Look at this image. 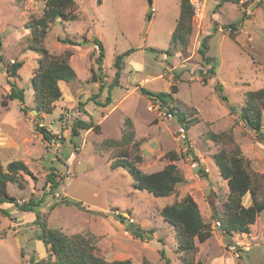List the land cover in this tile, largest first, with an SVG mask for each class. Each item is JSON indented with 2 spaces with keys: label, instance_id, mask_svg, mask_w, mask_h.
<instances>
[{
  "label": "rangeland",
  "instance_id": "obj_1",
  "mask_svg": "<svg viewBox=\"0 0 264 264\" xmlns=\"http://www.w3.org/2000/svg\"><path fill=\"white\" fill-rule=\"evenodd\" d=\"M75 1L77 19L56 20L50 24L45 45L54 54L71 51L69 62L79 74V81L76 78L67 83L60 81L61 96L54 102L53 112L40 113L37 118L33 111L31 78L39 55L27 47L31 34L26 23L32 17L41 16L44 2L0 0V162L5 166L9 161L21 160L28 166L30 173L24 174V188L11 183L7 185L8 192L18 203L42 198L34 208L38 218L31 211L34 220L25 224L22 219L30 212L21 211L12 203L0 204V208L18 214L12 218L0 211V223L2 221L5 226L3 231L0 230V264H28L27 257L34 255V251L26 247L23 233L28 229L39 230L42 217L48 227L63 234H93L99 246L98 254L109 260L129 258L141 263L147 259L157 264H180L182 253L177 250L173 229L161 217L160 209L189 194L199 204L202 214L209 213L206 202L213 203L210 207L217 212L222 209L228 193L227 182L219 175L212 158L218 145L207 139L206 132L231 129L242 155L256 170L264 173V111L261 133L256 134L243 124L238 113L230 112L229 105L219 96L222 93L229 103L240 107L247 91L264 87V0H238V4L222 0L216 8L214 17L235 21L236 29L224 28L223 24L220 32L209 37L206 55L214 58L215 74L208 76L205 83L198 75V71H205V68L199 64L200 57L195 48L203 35L197 34L202 30L199 28L202 15L193 16L189 44L182 50L173 47L169 41L179 12L178 0ZM195 2L192 0L193 4ZM241 18H249L250 22L242 26ZM248 31L258 34V40L251 43L253 38L248 36ZM230 32L242 34L240 40L246 39L233 40ZM64 37L80 43H62L60 38ZM91 38L100 39L104 45L100 70L95 63L99 47H94ZM130 48L134 50L123 58L124 65L129 66L125 79L129 89L138 84L147 90L170 92V85L175 84L178 91L172 93L174 100L168 105L184 114V121L190 125L185 136L179 131L180 123L173 113L167 118L160 115L162 110L154 107L138 89L125 96L129 90L123 86H114L111 90L116 103L125 97L102 121L100 132L83 130L81 135H73V122L85 116L86 107L90 109L94 104L89 98L105 99L107 88L102 93L98 86L100 83L107 86L113 79L115 56ZM18 61L22 62L18 75L7 77L6 70ZM8 80H14L22 89L23 103L10 98ZM218 83L222 86L221 91L217 90ZM78 102L82 103L80 112ZM126 119L133 123L135 138L140 143L137 152L142 155V162L138 164L141 171L149 173L162 169L168 163L165 157L168 151L180 154L174 163L186 181L176 185L169 196L154 197L145 190L134 189L127 171L109 167V155L117 146L106 145L103 140L119 139L127 125ZM36 124L47 129L52 139H44ZM188 147L208 173L207 179L197 176L198 164L188 153ZM50 171L57 174L55 178L59 182L55 192L49 191L47 174ZM246 198L247 202L245 197L242 198L244 206L251 203L250 197ZM64 199L68 203L61 202ZM210 219L205 221H209L211 227L219 228L217 219L211 215ZM263 221L264 210L254 221L256 236L249 240L252 250L240 257L233 253V257L226 255L228 264H264V250L258 247L264 240ZM129 222L153 232H147L143 239L133 237L127 229ZM7 229L10 233L6 235ZM213 239L202 244L195 240L199 245L195 259H204L206 253L216 248ZM243 239L244 242H237L246 244ZM226 241L221 239L218 248L223 249Z\"/></svg>",
  "mask_w": 264,
  "mask_h": 264
},
{
  "label": "trees",
  "instance_id": "obj_2",
  "mask_svg": "<svg viewBox=\"0 0 264 264\" xmlns=\"http://www.w3.org/2000/svg\"><path fill=\"white\" fill-rule=\"evenodd\" d=\"M100 1L97 0L98 3ZM232 1L239 2L238 0ZM43 2L44 7L41 16L32 17L26 23V27L31 34L27 47L39 55L36 71L31 78L35 102L34 109L37 118L40 113L49 114L53 112L54 102L61 96L59 82L63 81L67 83L76 77V73L69 63L71 51L65 50L61 54H54L45 45V37L50 24L56 20L72 21L77 19L76 1L43 0ZM178 2L179 12L171 31L170 43L173 47L178 46L183 50L187 48L193 30L194 6L192 0H178ZM235 25L234 23H229L223 27L236 29ZM229 36L233 40L235 39V35L232 32L229 33ZM209 37V34L203 36L197 47V52L200 56V66L205 68V71L199 70L203 83L207 81L208 76L215 74L214 58L206 55ZM60 41L69 44L80 43L68 37L60 38ZM92 41L99 47L95 63L97 64V69L100 70L104 57L103 44L96 38H92ZM133 50V48H130L115 56L114 80L107 87L105 99L101 101L91 96L90 100L101 106L111 101L109 88L111 89L119 83L123 58ZM1 60L2 56L0 55V62ZM21 66V61L13 62L10 68L6 70L7 77L17 76V71ZM92 77H94L93 73ZM96 77L101 78L99 74H96ZM8 82L11 89L10 98L17 99L23 103L24 94L22 89L16 86L14 80H8ZM221 88V84L218 83L217 90L221 91ZM138 90L147 96L151 102L158 100L163 108L171 112V114L173 113L184 130L189 128L190 125L184 121V114L175 111L173 106L170 107L168 105L174 100L172 93L178 91L175 84L170 85V92L151 91L142 86L138 87ZM219 96L229 105L230 112L238 113L239 118L248 129L254 131L256 134L261 133L262 112L264 111V87L247 91L244 103L240 107L229 103L222 93ZM81 105L82 103L78 102L79 109H81ZM125 122L127 125L122 130L119 139L103 140V143L106 145L116 144L117 146L115 152H111L109 155V167L111 169L120 167L127 171L132 177V187L134 189L145 190L154 197L169 196L174 192L176 185L185 182L183 172L174 163V161L180 158V154L174 150L168 151L165 153L168 163L162 169L149 173L141 171L138 164L142 162V155L141 152H137L140 143L135 138V131L131 120L126 119ZM36 129L42 133L44 139H52V135L43 126L36 124ZM79 129L99 131L100 126L94 123L92 119L77 118L72 125V134L79 135ZM231 131V129L218 132L208 130L205 134L207 139L218 145L216 152L212 154V158L219 175L227 182L228 193L226 200L222 205V209L212 214V218L217 219L220 223L219 229L227 237L228 243L231 241V236L234 233H249L250 225L254 223L258 214L264 210V173L256 170L251 165L250 160L242 155L238 144L233 139ZM188 151L198 164L195 169L197 176L207 179L208 173L199 164V159L194 155L192 148L188 147ZM52 170L54 169L52 168ZM29 173L28 166L21 160L9 161L5 166L0 162V204L12 203L21 211L34 212L36 218H38V214L34 208L38 206L42 198L38 200L29 199L28 201L18 203L15 196L11 195L7 190L9 183L15 184L19 188H24L26 182L24 174ZM56 175L53 171L47 174V182L49 183V191L51 192H55L59 186V182L55 178ZM244 195L250 196L252 200L250 205L244 206L242 203ZM61 202L68 203V200L64 199ZM0 211L2 214L10 217V213L6 208H0ZM160 215L173 229L177 250L182 253L180 264H202L200 260L195 259L198 251L195 240L203 242L208 239L211 236V226L210 222L202 218L199 207L193 197L186 194L172 203L164 205L160 209ZM42 218L35 238L43 241L47 248V256L36 259L31 254L27 262L28 264H157L147 259H143L141 263H135L129 258L108 260L96 252L93 234L77 232L66 235L59 230L48 227L45 218ZM127 229L133 237L140 239L145 238L147 232L150 234L153 232V230H145L133 222L127 224ZM238 250L241 251L240 248ZM161 253L163 255V251ZM162 257L165 256L163 255Z\"/></svg>",
  "mask_w": 264,
  "mask_h": 264
},
{
  "label": "crops",
  "instance_id": "obj_3",
  "mask_svg": "<svg viewBox=\"0 0 264 264\" xmlns=\"http://www.w3.org/2000/svg\"><path fill=\"white\" fill-rule=\"evenodd\" d=\"M196 1H198V2H200V4H201V12H200V15H202V17H201V24H200V29L202 28V30H201V32L200 31H197V34H198V36L200 37V35H201V33L203 34L201 37H200V39L198 40V44H199V41L201 40V38L203 37V36H205V35H210V36H212L214 33H216V32H220V30H222L221 28V25H223V24H229V23H234L235 21H233V20H231V19H229V18H222L221 16L220 17H218V18H215L214 17V14H215V11H216V8L218 7V6H220L221 5V2H222V0H196ZM238 4V3H237ZM193 16H195V14L193 15ZM194 18V17H193ZM248 21H249V18H241V21H240V24L242 25V26H246V24L248 23ZM175 22H176V18H175ZM250 22V21H249ZM175 25V24H174ZM215 25H216V28H215ZM247 34H248V36H250L251 38H253L252 40H251V43H253V41H254V39H257L258 40V34H256V33H252V32H250V31H248L247 32ZM240 35H242V34H239V33H237V34H235V39L237 40V41H244L245 39L243 38L242 40H240L241 38V36ZM92 39V38H91ZM100 40V39H99ZM88 41H91V40H88ZM101 41V40H100ZM170 41V40H169ZM84 42V41H83ZM102 42V41H101ZM197 42V41H196ZM65 44H68V45H71V44H69V43H65ZM103 44V43H102ZM197 47H198V45H197ZM197 47H196V45H195V48H196V51H197ZM103 48H104V45H103ZM208 49H209V39H208ZM208 51V50H207ZM198 53V52H197ZM200 57V56H199ZM212 57V56H211ZM70 63V62H69ZM199 64H200V62H199ZM71 65V64H70ZM97 65V64H96ZM72 66V65H71ZM129 66L127 65V63L124 65V63H123V67H122V69H121V73H120V77H119V83L117 84V85H115V86H120V87H125L126 88V90H129L126 94H125V96L126 95H128V93L130 92V93H133V91L135 90V89H138V87H140L138 84H135V85H133V87L131 88V89H129V86H128V84H127V82H125V79H127V68H128ZM173 67V66H172ZM72 68L73 69H75L74 68V66H72ZM75 71V70H74ZM75 73H76V79H78V81H79V74L75 71ZM114 75H115V71H114ZM198 75H199V71H198ZM113 80H114V76H113V79L111 80V82L110 83H112L113 82ZM146 81L147 80H149V78L148 79H145ZM109 83V84H110ZM108 84V85H109ZM108 85L107 86H105V85H102V83H100V85L98 86L99 87V90H101L102 91V93H103V89H105V87L107 88L108 87ZM60 86V85H59ZM113 89V87L110 89L109 88V90H110V97H111V90ZM136 91V90H135ZM105 93H107V89H106V92ZM124 96V97H125ZM105 97V96H104ZM123 97V98H124ZM123 98L121 99V100H123ZM146 98H147V100L149 99L147 96H146ZM90 99V98H89ZM121 100H119L118 101V103H116L113 99H112V97H111V101L108 103V104H106V105H104V106H101V105H98V104H96V103H94V101H93V106H91V108L90 109H88L87 107H86V115L85 116H82V117H80V119H85V120H89V119H92V121H93V118L95 119L94 120V123H96V124H99V126H100V130H99V132L102 130V127H101V123H102V121L104 120V119H106L107 118V116L109 115V114H111L113 111H115L116 110V108L120 105V103H121ZM101 101H103V100H101ZM89 104H91V103H89L88 102V105ZM81 109H82V107H81ZM81 109H79L78 111L80 112L81 111ZM93 117V118H92ZM96 121V122H95ZM133 124V123H132ZM80 130V135H81V132L83 131V129H79ZM88 130H91V129H88ZM85 131H87V130H85ZM107 139H118V138H107ZM209 140V139H208ZM209 141H211V140H209ZM109 164H110V161H109ZM123 169V168H122ZM186 179V178H185ZM186 181V180H185ZM225 182H226V180H224ZM249 195H244V197H245V202H247V199L248 198H246V197H248ZM250 197V196H249ZM194 199V198H193ZM244 200L242 201L243 202V204H244ZM250 202L252 203V200H251V198H250ZM197 203V202H196ZM250 203V204H251ZM210 204H213V203H211V202H206V206H207V208L206 209H208V211H209V213H206V212H204L203 214H202V211H201V209H200V207H199V209H200V213H201V215H202V218L204 219V220H211L210 219V215L212 216V214L214 213L213 211H212V207H210ZM250 204H248V205H250ZM199 205V204H198ZM6 209H8V208H6ZM8 212L10 213V217H16V215H18V214H15V213H13V212H11L10 210H8ZM32 216H31V215ZM29 215H27L26 216V218L24 219H22L23 220V222H24V224L25 223H28V222H30L31 220H34L33 218H34V214L33 213H30ZM22 217H25L24 215H22ZM19 219V218H18ZM28 221V222H27ZM209 222V221H208ZM1 227H0V230L1 231H3V229L5 228V226H3V223H2V221H1ZM262 224H264V221H263V223ZM253 225H254V223L253 224H251L250 225V232L249 233H234L232 236H231V241L229 242V243H231L232 241H242V242H244L243 240V237L245 238V240H246V243L249 245V247H250V249L248 250V251H243V250H241V251H239V256L238 257H240L241 255H242V253L243 254H246L247 252H249V251H251L252 250V247L250 246V244H249V240H251V239H254L255 238V236H256V234H254V232H253ZM27 228V226L25 227V229ZM37 229H35V230H31V229H28V231H24V233H23V236H24V243H25V245H26V247L27 248H31V250H33L34 251V256H35V258L36 259H41V258H45L46 256H47V248H46V246L44 245V243H43V241L42 240H40V239H37V238H35V234L37 233ZM8 233H10L9 232V229H7L6 230V235L8 234ZM214 238L213 239V241H216V248H214V250H211L208 254L206 253V257H204V259L202 258H200V261L202 262V264H228L229 263V261H228V259L225 257L226 255H231V252L228 250V249H226L225 247L229 244L227 241V243L224 245V247H223V249L221 248V249H219L218 247H220L221 246V239H223V240H227L226 238V236L223 234V232L219 229V228H215L214 226H212L211 227V236L208 238V239H206L205 241H203V242H199V244H202V243H204V242H210L209 240L211 239V238ZM96 244V243H95ZM253 244H255V243H253ZM199 246V245H198ZM99 247V246H98ZM97 247V245H96V252L98 253V251H99V248ZM258 247H259V249L260 250H264V240L261 242V243H258ZM30 254V253H29ZM31 255V254H30ZM29 255V256H30ZM232 256V255H231ZM233 257V256H232ZM28 259H29V257H27ZM107 259V258H106ZM109 260V259H108ZM110 260H113V259H110Z\"/></svg>",
  "mask_w": 264,
  "mask_h": 264
},
{
  "label": "built area",
  "instance_id": "obj_4",
  "mask_svg": "<svg viewBox=\"0 0 264 264\" xmlns=\"http://www.w3.org/2000/svg\"><path fill=\"white\" fill-rule=\"evenodd\" d=\"M194 14L195 15H199L200 12H201V4L200 2L196 1L194 4ZM230 29V27H228ZM94 47L95 48H98V45L94 43ZM152 105H154V107L156 108H159L161 109L162 111H160V115L164 116V117H171V112L167 111L165 108H163L160 104V102L158 100L154 101V102H151ZM179 131L182 133V136H185L184 133H185V130L180 126L179 127ZM56 195H58L57 193H55ZM216 224L217 225H220V223L218 221H216ZM238 248H240L241 250L243 251H248L250 249L249 245L246 243V244H239V242L237 241H232L231 243H229L227 245V249L233 253L236 257L239 256V250Z\"/></svg>",
  "mask_w": 264,
  "mask_h": 264
},
{
  "label": "water",
  "instance_id": "obj_5",
  "mask_svg": "<svg viewBox=\"0 0 264 264\" xmlns=\"http://www.w3.org/2000/svg\"><path fill=\"white\" fill-rule=\"evenodd\" d=\"M33 111H35V110H33Z\"/></svg>",
  "mask_w": 264,
  "mask_h": 264
}]
</instances>
